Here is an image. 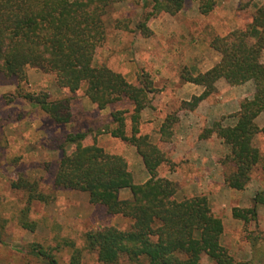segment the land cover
<instances>
[{"label": "trees", "instance_id": "16d2710c", "mask_svg": "<svg viewBox=\"0 0 264 264\" xmlns=\"http://www.w3.org/2000/svg\"><path fill=\"white\" fill-rule=\"evenodd\" d=\"M124 1L127 0H0V82L15 85L14 91L2 96L6 100L3 105L24 99L42 110L52 123L64 127L73 121L74 97L55 98L50 93L28 91L29 68L53 75L58 88L72 94L85 87V95L99 109L129 102L131 107L113 111L110 123L96 135L107 133L134 146L149 175L146 181L135 182L123 154L108 152L96 141L85 144L89 131L79 129L63 137L53 175L55 189L87 192L90 202L103 207L107 215L128 220L123 229L106 225L87 231L84 248L64 239L60 244L70 250L67 264H84L85 248L96 254L98 264H202L203 254L215 264H251L236 261L223 247L224 223L212 212L205 195L177 200L176 183L160 175L162 165L173 168L175 164L169 151L153 143L149 134L140 132L142 113L152 108L157 92L149 74H140L138 84H133L107 65L95 64L96 50L108 39L104 16ZM253 1L248 0L245 6ZM198 2L199 12L205 16L216 9L217 0ZM184 3L185 0L147 2V11L135 28L149 36L152 31L147 22L152 17L162 12L176 15ZM115 27L127 30L130 25L127 19H116ZM205 34L204 40L220 54V60L205 72L185 70L181 74L184 82L204 88L200 95L183 101L181 109L195 110L217 91L220 79L232 86L254 83L253 95L241 100L239 109L229 115L235 119L233 124L215 120L200 135L201 139L215 136L228 146L221 160L224 181L232 189L244 190L263 161L254 139L264 134V125L257 123L264 114V3L255 5L249 25L229 30L224 36L210 26ZM178 122L175 113L166 116L159 129L162 142L172 140ZM11 186L25 197L15 221L35 231L32 207L35 202H49L51 195L40 188L37 180L24 175L12 180ZM122 189H129L131 197L122 199ZM253 201V207H235L233 216L245 223L256 219V205L264 206V189L255 193ZM8 223L9 219L0 216V243L4 242ZM254 239L253 251L264 257L257 246L258 237ZM60 244L49 247L33 242L23 251L41 264H63L58 258Z\"/></svg>", "mask_w": 264, "mask_h": 264}, {"label": "rangeland", "instance_id": "374dc122", "mask_svg": "<svg viewBox=\"0 0 264 264\" xmlns=\"http://www.w3.org/2000/svg\"><path fill=\"white\" fill-rule=\"evenodd\" d=\"M247 1L217 0L214 12L205 16L199 12L198 0H185L178 14L162 12L152 17L147 22L152 31L149 36L138 31L135 24L143 19L146 4L148 2L150 5L152 0L118 3L104 16L108 39L96 50L95 64L107 65L133 84H138L140 74H149L157 92L153 95L152 108L142 113L140 132L149 134L153 143L169 151L175 164L173 168L162 165L160 175L176 183L177 200L196 195L208 198L212 212L224 223L221 244L236 261L264 264V257L253 251L252 247L254 236H257V246L264 252V206L256 205L257 218L248 223L233 216L235 207H253L255 193L264 189V134L260 133L254 139L263 161L254 170L244 190L232 189L224 181L225 168L221 160L229 151L228 146L215 136L200 138L201 132L215 120L224 119L225 125L235 122L229 115L239 109L241 100L251 97L252 81L243 86H232L221 79L217 91L205 99V105L200 108L201 114L187 117L186 110L181 109L182 102L193 97L191 90L183 88L184 84L190 82H184L181 74L185 70L197 74L214 62L215 55L220 57L204 40L205 33L212 26L215 33L224 36L229 30L249 25L255 5L264 3V0H254L245 6ZM116 19H127L130 28L117 29ZM28 81V91L50 93L55 98L74 97L73 121L64 127L52 123L42 110L24 99L3 105L2 96L14 91L15 85L0 82V216L9 219L4 242L0 243V264H41L23 251L33 242L57 247L68 239L84 248L87 231L106 225L122 229L128 226V220L109 216L103 207L93 205L87 192L55 189V164L60 158L59 147L67 133L79 129L89 131L86 145L96 141L108 152L123 154L135 182H144L149 177L142 157L134 146L107 133L96 135L99 129H104L110 123L111 113L130 108L129 102L120 101L99 109L85 95V87L75 94L67 89H59L53 75L36 68L28 69ZM169 113H175L179 122L174 126L172 140L162 142L159 129ZM257 123L264 125V114L258 117ZM68 150L71 151V148ZM20 175L37 180L40 188L51 195L49 202H35L32 207L31 218L37 223L35 231L22 228L14 219L25 201L23 193L11 186V181ZM120 197L130 198V190L122 189ZM64 246L60 244L58 258L67 264L70 250ZM201 262L215 264L206 254L202 255ZM84 264H98L96 254L86 248Z\"/></svg>", "mask_w": 264, "mask_h": 264}, {"label": "crops", "instance_id": "0c3cea01", "mask_svg": "<svg viewBox=\"0 0 264 264\" xmlns=\"http://www.w3.org/2000/svg\"><path fill=\"white\" fill-rule=\"evenodd\" d=\"M238 27H241V25H238ZM227 33V32H226ZM221 35H223L222 33H220ZM220 60V57H219V55L217 56V55H215V60H214V62H212V64L208 67V68H206V69H204V70H200V71H198V72H205V71H207L208 69H210L211 67H213L218 61ZM221 82V79L217 82V84H219ZM249 82H251V81H249ZM249 82H246V83H244V84H242V86L243 85H245V84H249ZM251 84V83H250ZM252 87H253V93H254V83L252 82ZM189 86H193L192 88H189ZM240 86V85H239ZM183 88L184 89H189V90H191L192 91V95L194 96V95H200L203 91H204V88L202 87V86H200V85H197V84H194V83H186V84H184V86H183ZM253 93L251 94V96L253 95ZM205 100H203L202 102H201V104L198 106V108L196 109V111L195 110H193V111H188V110H186L185 112H186V116L187 117H189V116H193V117H195V116H197L198 114H201L200 113V108L201 107H203L204 105H205ZM148 179V178H147ZM146 179V180H147ZM145 180V181H146Z\"/></svg>", "mask_w": 264, "mask_h": 264}]
</instances>
